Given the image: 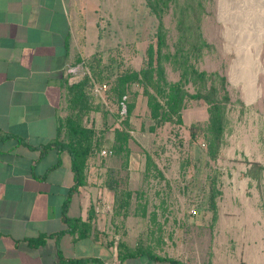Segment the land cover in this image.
Masks as SVG:
<instances>
[{
  "label": "rangeland",
  "instance_id": "374dc122",
  "mask_svg": "<svg viewBox=\"0 0 264 264\" xmlns=\"http://www.w3.org/2000/svg\"><path fill=\"white\" fill-rule=\"evenodd\" d=\"M109 4L103 22L106 34L100 56H95L99 69L103 75L140 69L148 45H156L158 16L147 0H110ZM153 4L165 32L163 52L173 53L179 38L178 8L173 1ZM196 15L198 31L209 46L190 62L198 70L224 76L230 95L217 159L205 154L200 133L195 130L196 137L190 135L192 125L201 126L207 120L206 104L190 100L182 110L181 124L156 126L141 85L133 82L131 91L137 96L129 117L128 159L111 154L108 145L124 118L108 117L106 141L89 157L86 172L93 186L105 191L107 206L100 214L107 217L104 228L112 245L140 247L161 256L173 253L198 264L207 259L216 237L252 235L259 245V236H264V0H201ZM259 34L261 39L254 45ZM163 63L166 79L176 82L179 70L170 61ZM94 78L107 88L94 94L93 86L89 87L93 104L109 113L117 111V103L109 98L111 80ZM187 87L193 92L192 86ZM101 113L99 109L90 117L98 129ZM151 125L155 131L149 130ZM145 151L163 177L154 170L144 176ZM211 177H216L212 200ZM107 183L116 187L117 200ZM125 191L132 192L127 206L121 205ZM213 200L215 210L210 205Z\"/></svg>",
  "mask_w": 264,
  "mask_h": 264
},
{
  "label": "crops",
  "instance_id": "0c3cea01",
  "mask_svg": "<svg viewBox=\"0 0 264 264\" xmlns=\"http://www.w3.org/2000/svg\"><path fill=\"white\" fill-rule=\"evenodd\" d=\"M109 3L0 0V264H195L173 253L120 259L96 202L105 191L88 179L72 190L55 142L66 88L81 78L68 69L100 56ZM254 238L216 237L198 264H264V236Z\"/></svg>",
  "mask_w": 264,
  "mask_h": 264
},
{
  "label": "trees",
  "instance_id": "16d2710c",
  "mask_svg": "<svg viewBox=\"0 0 264 264\" xmlns=\"http://www.w3.org/2000/svg\"><path fill=\"white\" fill-rule=\"evenodd\" d=\"M148 5L158 16V29L156 32V45L149 44L146 50L145 65L140 69H124L114 74L112 72L106 75L99 69V59L93 57L87 67L90 76L85 75L78 81L67 86L64 103L65 115L58 118L56 140L58 146L65 150L71 161V170L74 177V186L84 185L87 181V161L96 150L105 142L104 130L107 128V118L112 117L113 121L120 116L119 105L125 96L126 113L122 126L114 129V139L110 145V152L116 156H123L128 159L130 154L129 140L131 139L129 129V117L135 107V98L137 92L131 91L133 82L139 83L142 87V93L146 96L147 108L150 118L156 126L166 122L182 123V110L190 100L201 101L206 104L207 120L201 126L192 125L190 127L191 137H196L195 130L200 133L204 142V152L211 160H216L222 145L224 133L227 127V110L230 102L229 90L227 88L226 78L217 72H206L198 70L190 58L197 59L201 55L203 48L209 44L202 38L198 31V18L196 15L197 7L201 6V0H147ZM161 1L163 5H168L173 1L178 8L177 26L179 31L178 43L173 53H164L166 47L165 32L163 31L161 16L154 8L153 2ZM165 61L173 63V67L179 70V79L176 82H170L165 77ZM113 76V77H112ZM96 77L99 81L111 80L112 102L117 103V111L109 113L106 109L94 105L89 95V87ZM188 85L192 86L193 92H190ZM151 89V90H150ZM102 110L101 126H95L90 118L92 113ZM90 120L91 125L88 122ZM150 131H155L154 126H150ZM144 176L148 177L151 170L156 171L158 176L163 177L161 169L156 165L154 159L148 152H144ZM127 161H125L126 165ZM257 166V165H256ZM216 177L210 178L211 200L215 196ZM106 186L112 189L117 200V189L111 183ZM132 192L125 191L121 205L127 206ZM215 210L214 200L210 203ZM118 257H132L140 254L153 255L154 253L142 248L129 249L120 244L118 247ZM172 264H184L180 261L169 259Z\"/></svg>",
  "mask_w": 264,
  "mask_h": 264
},
{
  "label": "built area",
  "instance_id": "2783aa9c",
  "mask_svg": "<svg viewBox=\"0 0 264 264\" xmlns=\"http://www.w3.org/2000/svg\"><path fill=\"white\" fill-rule=\"evenodd\" d=\"M68 72L72 75L80 76V77H83L85 75L90 76V72L86 68L82 69L81 65H75V66L69 67ZM92 86H93L94 94H100L101 90H105L107 88L106 84L99 85V84H96L95 81L92 82ZM125 98L126 97L124 96L119 105V114L121 118H124L125 113H126ZM103 153H105V151H103ZM105 205L107 206L105 194L100 193L98 195L97 206L104 208Z\"/></svg>",
  "mask_w": 264,
  "mask_h": 264
},
{
  "label": "bare ground",
  "instance_id": "6f19581e",
  "mask_svg": "<svg viewBox=\"0 0 264 264\" xmlns=\"http://www.w3.org/2000/svg\"><path fill=\"white\" fill-rule=\"evenodd\" d=\"M260 39H261V34H259L258 38H256V42H253L254 45H257L259 43Z\"/></svg>",
  "mask_w": 264,
  "mask_h": 264
}]
</instances>
